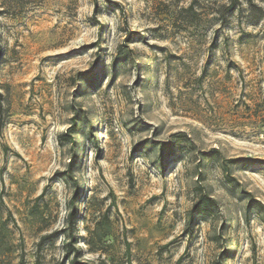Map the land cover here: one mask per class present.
Wrapping results in <instances>:
<instances>
[{
	"label": "rangeland",
	"instance_id": "obj_1",
	"mask_svg": "<svg viewBox=\"0 0 264 264\" xmlns=\"http://www.w3.org/2000/svg\"><path fill=\"white\" fill-rule=\"evenodd\" d=\"M229 3L0 0V264H264V18Z\"/></svg>",
	"mask_w": 264,
	"mask_h": 264
},
{
	"label": "trees",
	"instance_id": "obj_2",
	"mask_svg": "<svg viewBox=\"0 0 264 264\" xmlns=\"http://www.w3.org/2000/svg\"><path fill=\"white\" fill-rule=\"evenodd\" d=\"M250 7H251V14L249 15L250 20L256 22L258 20H261L264 18V10L261 6H258L253 2V0H248ZM239 3V0H230L229 5L227 6L224 4L221 6V8L229 7V10L234 8ZM228 9V8H227ZM256 9H258L259 12H255ZM130 38H128L129 40ZM1 97V93H0ZM71 130V131H70ZM70 135H72V129L67 130ZM168 149H173L175 146L173 143L168 144ZM166 145L162 144L160 146L159 154H158V160L160 162V169L164 171V166L162 164L164 156L166 154ZM71 177V173L69 174ZM78 195V192L74 193L73 199H75ZM217 202L215 198H213L209 193L202 191L200 192L197 201L193 204L192 208L188 212V218L186 222V233H192L195 226L197 225V222L201 220L205 215L210 214L213 211V208L216 206ZM246 211L247 213H257L259 215H262L264 218V204L254 197L250 196L248 199L247 205H246ZM77 216V208L75 206L72 207V211L69 213L68 221L71 226L74 225V221ZM74 254L71 264H94L88 261H80L78 260V253L73 243H69L66 248V255L69 257L70 255Z\"/></svg>",
	"mask_w": 264,
	"mask_h": 264
}]
</instances>
